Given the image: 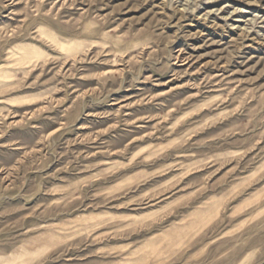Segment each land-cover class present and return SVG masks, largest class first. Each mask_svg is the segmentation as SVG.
I'll use <instances>...</instances> for the list:
<instances>
[{
    "label": "rangeland",
    "instance_id": "374dc122",
    "mask_svg": "<svg viewBox=\"0 0 264 264\" xmlns=\"http://www.w3.org/2000/svg\"><path fill=\"white\" fill-rule=\"evenodd\" d=\"M0 264H264V0H0Z\"/></svg>",
    "mask_w": 264,
    "mask_h": 264
},
{
    "label": "bare ground",
    "instance_id": "6f19581e",
    "mask_svg": "<svg viewBox=\"0 0 264 264\" xmlns=\"http://www.w3.org/2000/svg\"><path fill=\"white\" fill-rule=\"evenodd\" d=\"M154 248V247H153Z\"/></svg>",
    "mask_w": 264,
    "mask_h": 264
}]
</instances>
